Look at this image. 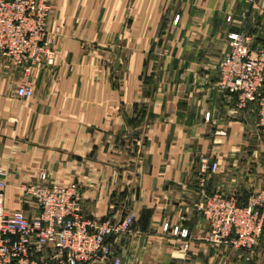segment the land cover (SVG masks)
Here are the masks:
<instances>
[{
    "label": "crops",
    "instance_id": "1",
    "mask_svg": "<svg viewBox=\"0 0 264 264\" xmlns=\"http://www.w3.org/2000/svg\"><path fill=\"white\" fill-rule=\"evenodd\" d=\"M243 28L264 47V0H53L55 60L32 67V97L16 95L23 69L0 58L7 209L38 213L27 183L78 182L87 219L134 213L96 264H264V237L247 259L196 207L203 190L241 205L264 191L258 105L217 86L228 34Z\"/></svg>",
    "mask_w": 264,
    "mask_h": 264
},
{
    "label": "built area",
    "instance_id": "2",
    "mask_svg": "<svg viewBox=\"0 0 264 264\" xmlns=\"http://www.w3.org/2000/svg\"><path fill=\"white\" fill-rule=\"evenodd\" d=\"M52 1L0 0V58L23 69L16 89L19 98L35 93L28 78L32 67L54 63L55 50L48 37ZM228 39L229 50L218 65L217 86L223 93L235 94L239 108L258 105V125L264 138V47L254 46L252 35L244 28L231 31ZM202 164L211 173L218 171L219 163L209 157H202ZM41 179L47 180V174H41ZM7 186V180L0 178V264H96L113 255L109 238L130 231L134 221L131 211L119 221L84 217L78 182L27 183L22 186L23 196L34 202L38 213L30 216L22 209L8 210ZM201 194L196 207L209 222L216 241L241 249L250 258L264 237V191L250 196L246 205L218 193L203 190ZM164 229H169L168 223ZM173 231L183 238L189 236L179 226Z\"/></svg>",
    "mask_w": 264,
    "mask_h": 264
},
{
    "label": "water",
    "instance_id": "3",
    "mask_svg": "<svg viewBox=\"0 0 264 264\" xmlns=\"http://www.w3.org/2000/svg\"><path fill=\"white\" fill-rule=\"evenodd\" d=\"M120 51L117 54L116 61H115V67L116 69H119L120 67V57H119Z\"/></svg>",
    "mask_w": 264,
    "mask_h": 264
}]
</instances>
